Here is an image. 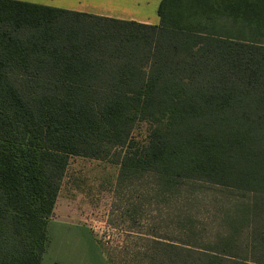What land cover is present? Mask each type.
Listing matches in <instances>:
<instances>
[{"label":"trees","instance_id":"1","mask_svg":"<svg viewBox=\"0 0 264 264\" xmlns=\"http://www.w3.org/2000/svg\"><path fill=\"white\" fill-rule=\"evenodd\" d=\"M156 13L0 0V264L42 263L72 156L119 165L132 200L221 193L213 239L196 245L180 211L181 245L152 235L169 264H264V0H160Z\"/></svg>","mask_w":264,"mask_h":264},{"label":"rangeland","instance_id":"2","mask_svg":"<svg viewBox=\"0 0 264 264\" xmlns=\"http://www.w3.org/2000/svg\"><path fill=\"white\" fill-rule=\"evenodd\" d=\"M148 133L149 124L138 121L131 137L143 145ZM118 170L119 165L108 160L70 157L47 225L50 240L41 264H169L161 255L168 248L151 239L152 235L168 243L180 239L183 235L174 220L179 211L196 220V245L216 236L229 205L218 190L202 187L176 206L148 201L143 195L132 200L128 190L116 186ZM127 202L130 208L138 207L135 219L125 213Z\"/></svg>","mask_w":264,"mask_h":264},{"label":"crops","instance_id":"3","mask_svg":"<svg viewBox=\"0 0 264 264\" xmlns=\"http://www.w3.org/2000/svg\"><path fill=\"white\" fill-rule=\"evenodd\" d=\"M101 16L157 24L160 0H19ZM49 222V221H48ZM48 230V229H47Z\"/></svg>","mask_w":264,"mask_h":264}]
</instances>
